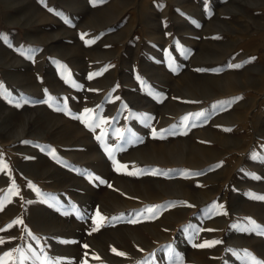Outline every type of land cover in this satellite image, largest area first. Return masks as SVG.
Instances as JSON below:
<instances>
[{
  "label": "rangeland",
  "instance_id": "rangeland-1",
  "mask_svg": "<svg viewBox=\"0 0 264 264\" xmlns=\"http://www.w3.org/2000/svg\"><path fill=\"white\" fill-rule=\"evenodd\" d=\"M0 86L7 264H264V0H0Z\"/></svg>",
  "mask_w": 264,
  "mask_h": 264
},
{
  "label": "snow or ice",
  "instance_id": "snow-or-ice-1",
  "mask_svg": "<svg viewBox=\"0 0 264 264\" xmlns=\"http://www.w3.org/2000/svg\"><path fill=\"white\" fill-rule=\"evenodd\" d=\"M236 67H239V65H237ZM0 87H2V86H0ZM6 168H7V164H3L2 166H0V171H2L3 169H6ZM101 183H103V181H101ZM255 198L264 199V197H255ZM2 206H3L2 202H0V210H2ZM146 211L151 212L153 210L151 208H149V209H146ZM97 215H99V212H97ZM94 223H95V221H94ZM250 223L253 225L254 230H256L258 232V234L264 235V229H259V226L255 225L254 221H250ZM213 243H219V241H214ZM201 246H203V245H201ZM85 247H87V246H85ZM17 251H19V250H17ZM5 256L11 257L12 253H10V252L5 253ZM37 259L40 260L39 257ZM0 264H7V261H4L3 259H0ZM19 264H23V261L21 260L19 262ZM40 264H53V262L51 261L50 258L44 257L42 260H40ZM255 264H260V262L259 261H255Z\"/></svg>",
  "mask_w": 264,
  "mask_h": 264
}]
</instances>
